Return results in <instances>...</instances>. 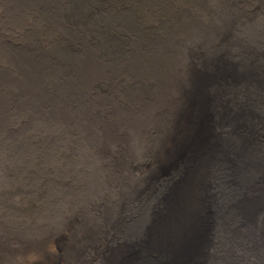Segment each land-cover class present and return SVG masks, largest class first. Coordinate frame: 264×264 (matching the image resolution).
<instances>
[{"label": "bare ground", "instance_id": "1", "mask_svg": "<svg viewBox=\"0 0 264 264\" xmlns=\"http://www.w3.org/2000/svg\"><path fill=\"white\" fill-rule=\"evenodd\" d=\"M223 17L186 31L190 68L181 43L175 95L156 97L144 141L79 135L116 162L82 157L76 193L45 197L34 227H0V264H264V15Z\"/></svg>", "mask_w": 264, "mask_h": 264}, {"label": "rangeland", "instance_id": "2", "mask_svg": "<svg viewBox=\"0 0 264 264\" xmlns=\"http://www.w3.org/2000/svg\"><path fill=\"white\" fill-rule=\"evenodd\" d=\"M230 15H264V0H0V227H34L45 197L76 193L82 157L116 162L94 153L93 136L118 149L144 141L156 97L175 95L181 43L193 60L186 31Z\"/></svg>", "mask_w": 264, "mask_h": 264}]
</instances>
